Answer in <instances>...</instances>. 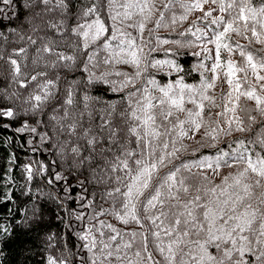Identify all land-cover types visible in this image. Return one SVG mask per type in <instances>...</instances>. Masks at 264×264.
<instances>
[{"label": "snow or ice", "instance_id": "snow-or-ice-1", "mask_svg": "<svg viewBox=\"0 0 264 264\" xmlns=\"http://www.w3.org/2000/svg\"><path fill=\"white\" fill-rule=\"evenodd\" d=\"M14 2L0 0L10 24ZM24 8L0 30V126L13 118L16 132L37 135L31 151L51 159L22 165L21 195L31 200L43 179L57 207L90 210L65 209L68 240L83 243L73 251L49 232L42 264H264V0ZM182 54L196 63L184 68ZM11 171L0 169V204L14 198ZM43 223L34 205L23 227ZM13 237L0 223V244Z\"/></svg>", "mask_w": 264, "mask_h": 264}, {"label": "trees", "instance_id": "trees-1", "mask_svg": "<svg viewBox=\"0 0 264 264\" xmlns=\"http://www.w3.org/2000/svg\"><path fill=\"white\" fill-rule=\"evenodd\" d=\"M0 7L4 6L0 5ZM12 7L14 8V11L10 12L12 23L10 24L8 19L0 16V20H2L0 30L7 31V28L9 27H16V17H19L20 20L25 18L27 10L24 8V0H15ZM197 23H199V21ZM182 30V28H177V32ZM173 38L184 39L179 36H174ZM240 42L241 44L247 43L245 40H241ZM180 51L181 53H184L189 52L190 50L181 49ZM68 54H71L70 50H68ZM157 58L163 59V53H160ZM177 59L186 69L191 68L193 64L196 63V59L190 55L182 54L177 57ZM0 64H2V62H0ZM0 71H3L2 67H0ZM164 75L166 80L172 79V77L166 76V74ZM197 76L198 73L193 71L191 76L185 77L186 82L195 83L196 80L194 78ZM157 78L159 79V76ZM16 90L17 86L13 84L9 89V93ZM216 94L219 95V92L217 91ZM2 123H6L8 127L4 128L0 126V169L7 171V169L11 167L12 171L10 175L15 177V181L12 182L6 190L8 194H14L13 200L4 201L3 204H0V223L4 224L6 227L14 229L13 241L9 243L7 247H3V245L0 244V249H2V254H0V264H42L46 254L45 237L49 232L61 233L66 242L69 243V246L76 245V248H74L73 251L78 250L79 245L83 242L78 240L75 235H72L70 240H68V229L61 223V218L66 217L68 214L65 209H74L75 211L82 212L86 217L90 210L77 207V204L73 201H68L64 208L57 207L55 202L44 198L43 193L51 192L52 186L46 185L43 179L29 185L31 190L30 194L32 196L31 200L28 199V196L21 195L20 185L25 183L20 174L22 171V165L27 163L30 158L33 160L40 159L47 161L51 159V156L48 153L32 152L31 148L33 145L38 144L37 135L27 131L23 133L16 132V127H19L20 125L13 122V118L4 117ZM29 140H33V145L28 144ZM13 155L18 157L16 163L21 165L20 168H17L15 165H9L8 158ZM219 181L220 178H215V182L219 183ZM56 190L59 191L58 186ZM80 191L81 190L74 185L72 195L76 196ZM34 205H39L43 209L44 223L42 225L24 228L23 224L25 216H28L29 220L31 219V209ZM99 219L111 222L110 218L106 216L100 217ZM91 223H96L97 227H99V224L96 221H90L85 227L89 226ZM80 224L81 222L76 221L74 222L73 227L79 231ZM17 225H20V227H17Z\"/></svg>", "mask_w": 264, "mask_h": 264}, {"label": "rangeland", "instance_id": "rangeland-1", "mask_svg": "<svg viewBox=\"0 0 264 264\" xmlns=\"http://www.w3.org/2000/svg\"><path fill=\"white\" fill-rule=\"evenodd\" d=\"M228 171H229V170H225V173H224V174H227ZM215 178H220V177H215Z\"/></svg>", "mask_w": 264, "mask_h": 264}]
</instances>
